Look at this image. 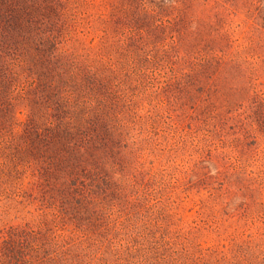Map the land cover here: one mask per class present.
I'll list each match as a JSON object with an SVG mask.
<instances>
[{
  "label": "trees",
  "instance_id": "obj_1",
  "mask_svg": "<svg viewBox=\"0 0 264 264\" xmlns=\"http://www.w3.org/2000/svg\"><path fill=\"white\" fill-rule=\"evenodd\" d=\"M260 85L264 0H0V221L30 218L3 224L0 264H264V232L204 253L141 209L147 165L186 148L224 199L264 133ZM255 178L225 216L264 225Z\"/></svg>",
  "mask_w": 264,
  "mask_h": 264
},
{
  "label": "rangeland",
  "instance_id": "obj_2",
  "mask_svg": "<svg viewBox=\"0 0 264 264\" xmlns=\"http://www.w3.org/2000/svg\"><path fill=\"white\" fill-rule=\"evenodd\" d=\"M260 93H264V85L258 87ZM264 96V94H263ZM247 107L245 105L244 109ZM263 131V128H261ZM259 128L253 126L252 132L257 137V153L256 155L243 157L240 161L233 158L225 165V172L221 179L227 177V183L223 186V200L217 205L214 201H210L208 188L217 189L219 186L211 181H201L199 177L192 178L189 170L192 169L197 156L189 151L179 150L172 156H165L154 159V163L147 165L150 171V186L142 190L146 193V200L141 207L143 215L151 219L152 226L155 220H159L161 213L169 216L172 223L171 231H182L189 233V240L192 241L194 247H198L204 253L206 249H216L227 252V248L233 244L230 241L245 240L247 238L258 240L264 232V225L255 221V214L250 215L248 220L238 221L235 218H228L225 213V203H229L227 208L232 211L239 209L241 211L244 202L249 204L255 199V195L260 190L261 185L257 184L255 177L264 173V133L258 132ZM208 175L214 176L215 170L210 168ZM203 171L202 173H204ZM209 183V185H208ZM223 192V191H221ZM257 200L264 202V192L259 195ZM252 206L249 210H254ZM219 215L220 232L206 229L199 219L201 214ZM26 214H11L4 220L0 221V229L3 224H23L29 220ZM209 222L212 221L208 219ZM164 223V222H162ZM167 223V222H166ZM210 224V223H208Z\"/></svg>",
  "mask_w": 264,
  "mask_h": 264
}]
</instances>
